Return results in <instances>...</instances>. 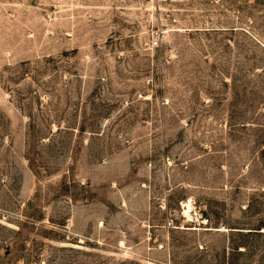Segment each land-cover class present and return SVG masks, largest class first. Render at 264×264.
I'll return each mask as SVG.
<instances>
[{
  "label": "rangeland",
  "instance_id": "rangeland-1",
  "mask_svg": "<svg viewBox=\"0 0 264 264\" xmlns=\"http://www.w3.org/2000/svg\"><path fill=\"white\" fill-rule=\"evenodd\" d=\"M0 264H264V0H0Z\"/></svg>",
  "mask_w": 264,
  "mask_h": 264
},
{
  "label": "trees",
  "instance_id": "trees-1",
  "mask_svg": "<svg viewBox=\"0 0 264 264\" xmlns=\"http://www.w3.org/2000/svg\"><path fill=\"white\" fill-rule=\"evenodd\" d=\"M232 231H240V232H243V231H241V230H232ZM248 232H253V231H248ZM238 249V248H237Z\"/></svg>",
  "mask_w": 264,
  "mask_h": 264
},
{
  "label": "bare ground",
  "instance_id": "bare-ground-1",
  "mask_svg": "<svg viewBox=\"0 0 264 264\" xmlns=\"http://www.w3.org/2000/svg\"><path fill=\"white\" fill-rule=\"evenodd\" d=\"M190 207V206H189ZM189 210V209H188ZM190 210H191V208H190ZM187 214V213H186Z\"/></svg>",
  "mask_w": 264,
  "mask_h": 264
}]
</instances>
